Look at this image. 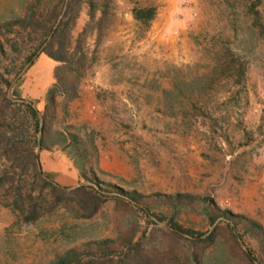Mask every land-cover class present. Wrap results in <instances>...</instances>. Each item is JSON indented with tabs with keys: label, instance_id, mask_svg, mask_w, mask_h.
<instances>
[{
	"label": "rangeland",
	"instance_id": "obj_1",
	"mask_svg": "<svg viewBox=\"0 0 264 264\" xmlns=\"http://www.w3.org/2000/svg\"><path fill=\"white\" fill-rule=\"evenodd\" d=\"M55 2L0 0V264H50L106 238L118 250L130 227L161 264H180L160 230L147 236L169 221L213 232L199 264H264V0H74L75 49L43 122L45 92L28 99L20 84ZM147 7L148 21L133 18ZM71 168L72 181L51 178ZM43 180L105 197L85 217ZM29 205L39 215L26 221Z\"/></svg>",
	"mask_w": 264,
	"mask_h": 264
},
{
	"label": "trees",
	"instance_id": "obj_2",
	"mask_svg": "<svg viewBox=\"0 0 264 264\" xmlns=\"http://www.w3.org/2000/svg\"><path fill=\"white\" fill-rule=\"evenodd\" d=\"M74 0H56L55 4L48 11L46 26H42V34L39 44L36 48L41 53L56 61L57 64L54 66L53 75L55 82L48 86L45 90V105L41 113L42 121L45 120L46 109L48 105L53 103V98L56 92L60 88L58 85L59 76L58 69L70 65L71 55L75 48L70 47L69 41H67V36L69 35L70 27L76 18V9ZM152 7L140 8L133 10V18L140 21H148L152 16ZM103 12V11H101ZM34 9L30 8L27 11L26 18L29 22L32 21L34 17ZM83 31V30H82ZM81 31V32H82ZM80 35V34H79ZM33 53H30L25 57V62L31 64ZM82 56L78 57L80 59ZM1 82L7 87L9 86V81L1 78ZM25 113L32 119L34 127L38 126V112L31 105L30 102L21 101ZM42 131V127H38ZM33 141L31 146H29V154L32 159V166L34 171L41 172L39 163L37 162V155L33 151ZM39 147H41V141L38 142ZM81 176L85 177L84 173H80ZM44 179H47L44 177ZM45 186H48L51 190L57 193V198L66 195L68 197L74 198L79 204L80 208L85 211L84 216H92L98 209L99 203L102 198L105 197L104 194H100L93 189H89L87 186H79L71 190H65L64 188H55L54 184L50 181L43 180ZM134 195H129L130 200H134ZM119 199L118 197H115ZM35 205H29L27 213L25 216L26 221H31L35 219L39 214L35 210ZM140 210L145 213L146 211L142 208ZM133 211V210H131ZM130 212V211H128ZM134 212V211H133ZM225 217H230L228 211H222ZM157 220L158 217H156ZM148 222L156 224L154 220L148 219ZM162 235H165L167 239L171 241V246L166 249V252L171 253L176 261H180V264H199V256L202 247L205 243L211 242L213 232L211 231L208 235L202 237V233L199 231H194L191 229H185L179 224L169 221L166 228L153 227L148 231V238H152L156 231H159ZM135 231L130 227L128 232V238L123 242L118 250L114 249L112 246V241L108 238L102 240L91 241L88 244L93 245L92 249H87L85 253H82L76 248H69L55 255L50 264H161V256L159 252L161 249L149 250L144 249L141 244V238L138 237L136 240H132ZM144 236V235H143ZM237 245V242L234 241ZM248 257V261L251 262L249 253H244Z\"/></svg>",
	"mask_w": 264,
	"mask_h": 264
},
{
	"label": "crops",
	"instance_id": "obj_3",
	"mask_svg": "<svg viewBox=\"0 0 264 264\" xmlns=\"http://www.w3.org/2000/svg\"><path fill=\"white\" fill-rule=\"evenodd\" d=\"M55 62L56 61L52 60L43 53H40L39 56H37V59H35V61L27 67L25 73L21 76L20 85L24 87L23 92H27L23 93L22 96H26L28 99H33L39 97L45 92L48 85L52 82ZM35 73H37L38 76L35 75ZM27 85L29 86L27 87ZM46 154L47 153H45V155L44 153H41V158H44V156L47 157L48 155ZM64 162L65 161L60 158V155H58L57 159L53 161V163L56 165H59L60 163L62 164ZM76 177L77 173L73 168H71V170H67V175L51 176V178L55 180L64 178L69 181H72V179H75Z\"/></svg>",
	"mask_w": 264,
	"mask_h": 264
},
{
	"label": "water",
	"instance_id": "obj_4",
	"mask_svg": "<svg viewBox=\"0 0 264 264\" xmlns=\"http://www.w3.org/2000/svg\"><path fill=\"white\" fill-rule=\"evenodd\" d=\"M87 184H90V185H92V186H94L93 184H91V183H89V182H87V181H83V182H79V183H77L76 185H73V186H70V187H66V188H64L65 190H71V189H74V188H76V187H79V186H82V185H87ZM62 188V187H61Z\"/></svg>",
	"mask_w": 264,
	"mask_h": 264
}]
</instances>
